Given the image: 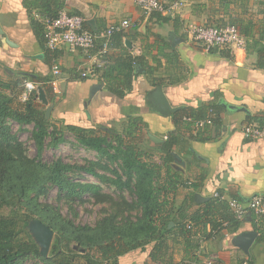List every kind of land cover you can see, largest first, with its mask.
Returning a JSON list of instances; mask_svg holds the SVG:
<instances>
[{
    "label": "crops",
    "instance_id": "crops-1",
    "mask_svg": "<svg viewBox=\"0 0 264 264\" xmlns=\"http://www.w3.org/2000/svg\"><path fill=\"white\" fill-rule=\"evenodd\" d=\"M33 1L0 0L4 31L0 35L1 79L7 84L18 82L14 92L24 88L19 95L22 101L27 84L43 87L45 78H55L53 66L57 65L61 70L57 83L43 87L49 105L54 106L50 121L122 132L132 119H139L143 144L150 151L169 133L179 134L182 139L173 152V165L190 180V187L182 189L176 205L183 214L178 216L179 221H189L194 255L202 264L209 259L214 264H238L247 259L248 255L232 244L236 233L225 230L210 238L206 235L212 232L210 220L227 224L226 218L231 213L235 216L230 200L248 207L253 197L264 194V137L250 139L244 135L246 126L259 127L254 118H264V68L257 65L258 55H249L246 46L207 50L188 36L186 27L191 23L240 25L251 20L260 34L264 31V5L260 0H190L173 15H146L136 0H55L63 6L61 11L83 15L91 31L130 22V27L122 30V39L118 35L112 39L110 60L103 69H94L90 56L65 45L56 49L54 58H46L34 27ZM128 57L137 58L138 63L126 76L123 67ZM83 73H87L84 78ZM157 80H162L161 84L155 85ZM158 86H162L172 107L180 108L177 112L163 116L157 111L153 92ZM35 102L48 107L36 98ZM212 105L221 107L213 110L214 118L219 119L216 124L198 128L186 120L188 114L201 116L207 110L209 116L211 109L200 107ZM176 113L182 119L175 118ZM174 154L184 166L176 164ZM194 180L199 184L197 189L191 186ZM209 202H215L218 210L199 224L190 222V216L202 214ZM255 217L248 209L239 233L255 230ZM185 242L178 234L170 241L172 263H184ZM250 255L254 264H264V244L255 241ZM123 261L155 264L150 262L149 252L141 250L123 256Z\"/></svg>",
    "mask_w": 264,
    "mask_h": 264
},
{
    "label": "trees",
    "instance_id": "trees-1",
    "mask_svg": "<svg viewBox=\"0 0 264 264\" xmlns=\"http://www.w3.org/2000/svg\"><path fill=\"white\" fill-rule=\"evenodd\" d=\"M30 4L34 27L43 42L46 58H54L56 50L47 47L43 21L47 17L57 18L63 6L55 0H35ZM260 4L264 5V0H260ZM225 25L238 27L246 40L248 54L256 53L259 58L257 65L264 68V31L257 34L251 20L240 25L233 22ZM116 35L122 39L125 32L115 33L112 39ZM102 45L103 41L98 40L97 46L100 48ZM110 56L108 51L105 58L110 60ZM125 60L123 69L129 76L138 61L134 57ZM53 79L45 78L43 87L51 85ZM161 81L157 80L154 84L159 85ZM18 87V82L7 84L0 76V264H122L123 256L137 250L148 251L152 263L174 264L170 258V241L177 234L186 240L183 264H202L192 250L189 221L178 219L183 214L177 209L176 199L183 188L190 187V180L185 179L183 173L173 165V152L182 139L179 134L169 133L163 143L150 151L143 144V128L139 119H132L122 132L112 128L58 126L47 119L46 109L36 104V92L28 101L22 102L19 95H22L24 88L21 86L14 92ZM50 90L53 91V87ZM200 108L215 110L221 107L212 105ZM207 111L201 116L188 114L186 117L205 119L208 117ZM174 116L181 118L182 115L176 113ZM10 120L20 126H33L32 138L38 156L31 158L28 155L24 144L12 134L8 125ZM254 120L264 128V118ZM218 121L215 117L214 124ZM190 123L194 126V122ZM67 133L72 134L88 151L96 152L98 161L91 162L88 167L64 163L61 159L43 162L41 154L45 148H58L66 142ZM113 164H117L118 169ZM97 168L111 173L113 177L98 174ZM81 172L90 173L109 188L114 187L120 195L115 198L116 195L103 192L98 184L78 181ZM191 186L197 189L199 184L194 180ZM53 188H57L58 204L63 202L72 213L76 214V204H85L89 199L94 200L95 204L107 205L102 210L104 217L93 227L75 225L62 215L59 206L41 202ZM125 192L130 193L133 202L126 200ZM224 205L227 214L230 213L229 206ZM215 210H218L215 202H209L202 214L191 215L189 220L199 224ZM132 212L139 214L135 220ZM36 219L54 232L48 257L41 255L29 231V223ZM226 220L227 224L210 220L212 232L206 235L207 238L225 230L239 233L242 221L232 213ZM171 223H174L173 227H170ZM254 228L259 233L256 243L264 244V215L255 217ZM247 257L249 264H254L251 255Z\"/></svg>",
    "mask_w": 264,
    "mask_h": 264
},
{
    "label": "built area",
    "instance_id": "built-area-1",
    "mask_svg": "<svg viewBox=\"0 0 264 264\" xmlns=\"http://www.w3.org/2000/svg\"><path fill=\"white\" fill-rule=\"evenodd\" d=\"M190 0H136V4L146 15L160 13L164 15H173L180 12ZM44 25L46 30L47 47L50 50H56L60 45L67 46L72 51L81 50L94 60V69H103L107 65L105 55L109 51L112 37L115 33L122 32L130 27V22L125 20L119 26H110L104 31L93 32L86 26L87 19L83 15L70 14L62 10L57 18H45ZM188 36L197 43H201L207 50L214 48H245L246 40L241 35L238 27L233 25H210L202 23H191L186 27ZM98 40L103 41L102 47L97 46ZM98 47V48H97ZM97 49V51H96ZM96 51V52H95ZM61 74L60 68L53 66L54 79L52 85L57 83V77ZM87 73H83L82 77H86ZM27 93L22 97V101L28 99L29 94L37 91L34 83L27 84ZM214 111L211 110L210 115L205 119L193 120L186 118L190 122H194V126L204 128L214 123ZM244 135L250 139H259L264 137V129L254 125L246 126ZM167 137H165L166 139ZM219 199L223 197L216 195ZM229 206L237 219L241 220L247 210H251L257 217L264 215V197L255 196L251 199L249 206L242 205L237 200H230ZM206 264H214L213 259L206 261ZM242 264H249L245 259Z\"/></svg>",
    "mask_w": 264,
    "mask_h": 264
},
{
    "label": "rangeland",
    "instance_id": "rangeland-1",
    "mask_svg": "<svg viewBox=\"0 0 264 264\" xmlns=\"http://www.w3.org/2000/svg\"><path fill=\"white\" fill-rule=\"evenodd\" d=\"M52 121V120H51ZM58 126L60 122H54ZM9 127L11 128L12 134L16 135L20 142L24 144V147L28 151V155L31 158H35L38 156V150L35 141L32 138V131L33 126H20L16 122L8 123ZM99 129V128H98ZM66 142L59 145L58 148H45L43 153L41 154V159L45 163L54 162L57 159H61L64 163H69L72 165H79V166H89L91 162H96L99 159V156L94 151H88L84 146L80 145L76 138L70 134H66ZM106 161V160H105ZM114 168L118 169L117 164H113ZM97 173L100 175H106L109 177H113V175L109 172H105L100 168H97ZM78 181L83 183H94L98 184L103 192L109 193L111 195H120V193L113 187L109 188L107 185L100 182L99 179L95 178L90 173L81 172V178ZM57 188H53L47 198H42L41 202H47L53 204L55 206L60 207V211L64 217H67L71 222H74L77 226H95L97 222L104 217L103 208L107 207L104 204H95L94 200H89L85 204H76L75 211L76 214L72 213L69 209V206L64 204L63 202L58 204L57 202ZM124 197L128 202H133V198L129 192L124 193ZM132 218L135 220L136 216L138 217L136 212L131 213ZM171 254V251H170ZM125 262L123 261V264ZM257 263V260H256ZM27 264H31L27 263ZM126 264V263H125Z\"/></svg>",
    "mask_w": 264,
    "mask_h": 264
},
{
    "label": "water",
    "instance_id": "water-1",
    "mask_svg": "<svg viewBox=\"0 0 264 264\" xmlns=\"http://www.w3.org/2000/svg\"><path fill=\"white\" fill-rule=\"evenodd\" d=\"M4 34V31L2 30V26L0 24V35ZM130 42L126 41V44L128 45ZM37 96L36 99L40 103H42L45 106H48L46 109V116L47 119H51V113L54 109L53 105H49V101L46 95V92L42 86L37 87ZM153 99L154 104L157 106V111L162 114L163 116L171 115L172 113L177 112L180 108H174L170 104L162 86H158L154 92H153ZM160 142H163V140L158 139ZM176 158V164L184 166V163L180 160L178 156L174 154ZM264 197V194L262 195ZM174 223L170 224V227L173 226ZM29 231L31 233L32 238L36 242V244L40 248V253L44 257H48L52 242L54 239V232L50 229L49 226L44 224L41 220H33L29 223ZM258 238V232L256 230H249V231H242L239 234H236L232 238V244L234 247L238 248L242 252H244L246 255H250V250L255 241Z\"/></svg>",
    "mask_w": 264,
    "mask_h": 264
}]
</instances>
